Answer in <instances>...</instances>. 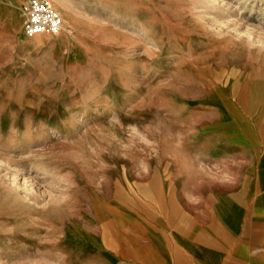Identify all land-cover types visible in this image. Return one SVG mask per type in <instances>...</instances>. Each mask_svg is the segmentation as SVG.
I'll use <instances>...</instances> for the list:
<instances>
[{"label":"rangeland","instance_id":"obj_1","mask_svg":"<svg viewBox=\"0 0 264 264\" xmlns=\"http://www.w3.org/2000/svg\"><path fill=\"white\" fill-rule=\"evenodd\" d=\"M68 12L60 34L0 21V264H106L93 206L162 212L211 120L263 103L264 0Z\"/></svg>","mask_w":264,"mask_h":264},{"label":"crops","instance_id":"obj_2","mask_svg":"<svg viewBox=\"0 0 264 264\" xmlns=\"http://www.w3.org/2000/svg\"><path fill=\"white\" fill-rule=\"evenodd\" d=\"M28 1L0 0V21L16 15L23 31ZM50 1L65 24L72 8L151 0ZM241 106L211 120L216 143L199 150L208 160L194 161L162 212L144 217L118 200L93 206L84 231L106 264H264V96Z\"/></svg>","mask_w":264,"mask_h":264},{"label":"built area","instance_id":"obj_3","mask_svg":"<svg viewBox=\"0 0 264 264\" xmlns=\"http://www.w3.org/2000/svg\"><path fill=\"white\" fill-rule=\"evenodd\" d=\"M23 33L35 37L44 33L60 34L64 20L49 0H29L21 8Z\"/></svg>","mask_w":264,"mask_h":264},{"label":"bare ground","instance_id":"obj_4","mask_svg":"<svg viewBox=\"0 0 264 264\" xmlns=\"http://www.w3.org/2000/svg\"><path fill=\"white\" fill-rule=\"evenodd\" d=\"M78 234V233H77Z\"/></svg>","mask_w":264,"mask_h":264}]
</instances>
